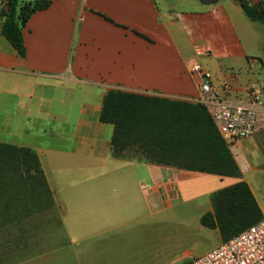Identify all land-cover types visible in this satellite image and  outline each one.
I'll return each instance as SVG.
<instances>
[{
  "label": "crops",
  "instance_id": "0c3cea01",
  "mask_svg": "<svg viewBox=\"0 0 264 264\" xmlns=\"http://www.w3.org/2000/svg\"><path fill=\"white\" fill-rule=\"evenodd\" d=\"M48 1L24 27L25 57L2 34L0 14V143L38 155L54 196L46 212L60 223L40 225L44 238H31L29 227L28 237L0 245V264H46L67 246L109 235L118 214L137 222L202 197L213 212L211 194L241 181L264 216V128L230 146L241 177L219 178L199 195L194 178L219 176L116 159L114 126L100 121L112 91L196 101L194 62L211 73L219 100L247 101L251 87L264 88L263 22L237 0ZM247 1L264 10V0ZM93 252L92 264H146Z\"/></svg>",
  "mask_w": 264,
  "mask_h": 264
},
{
  "label": "trees",
  "instance_id": "16d2710c",
  "mask_svg": "<svg viewBox=\"0 0 264 264\" xmlns=\"http://www.w3.org/2000/svg\"><path fill=\"white\" fill-rule=\"evenodd\" d=\"M240 2L245 14L264 23V10ZM48 0H4L2 34L26 56L23 30L31 17L50 7ZM100 121L114 126L112 156L219 177L240 178L241 172L208 110L195 102L112 91L104 100ZM213 212L203 226L218 230L222 242L258 224L263 213L244 181L211 194ZM1 224L22 223L54 208V196L38 155L30 148L0 143ZM181 264H193L187 260Z\"/></svg>",
  "mask_w": 264,
  "mask_h": 264
},
{
  "label": "rangeland",
  "instance_id": "374dc122",
  "mask_svg": "<svg viewBox=\"0 0 264 264\" xmlns=\"http://www.w3.org/2000/svg\"><path fill=\"white\" fill-rule=\"evenodd\" d=\"M76 105H69L70 113H77L79 109ZM215 178L213 181L209 177L194 178L193 183L197 185L198 194L211 192L217 187L219 178L232 179ZM60 185L62 187L65 184ZM1 203L0 200V216L3 212ZM208 207V199L202 197L196 202L185 205L164 208L161 211H149L143 220L137 222H132L131 217L126 213L118 214L109 235L94 241L67 246L66 254H61L46 264H92L95 248L102 251L104 249L116 260L123 262L132 259L134 255L143 259L146 264H179L192 260L212 251L222 243L218 230L207 228L201 223V218L206 214ZM59 223V215L55 211L33 214L22 222V227H18L20 224L15 227L13 224L0 223V245L28 237L29 227L33 230L30 232L31 238H44L46 233L39 229L40 225L57 226ZM104 244L109 247L103 248ZM2 249L4 247L0 248ZM134 251L137 253L134 254ZM118 260L116 263L119 262Z\"/></svg>",
  "mask_w": 264,
  "mask_h": 264
},
{
  "label": "built area",
  "instance_id": "2783aa9c",
  "mask_svg": "<svg viewBox=\"0 0 264 264\" xmlns=\"http://www.w3.org/2000/svg\"><path fill=\"white\" fill-rule=\"evenodd\" d=\"M190 73L199 84V98L205 105L221 136L229 146L251 138L264 128V88L251 87L247 101L219 100L213 89L211 73L192 63ZM193 264H264V218L256 225L208 253L192 258Z\"/></svg>",
  "mask_w": 264,
  "mask_h": 264
}]
</instances>
